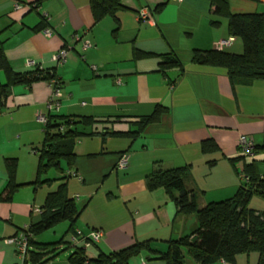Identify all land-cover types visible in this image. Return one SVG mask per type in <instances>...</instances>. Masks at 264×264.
Masks as SVG:
<instances>
[{"label": "crops", "instance_id": "obj_1", "mask_svg": "<svg viewBox=\"0 0 264 264\" xmlns=\"http://www.w3.org/2000/svg\"><path fill=\"white\" fill-rule=\"evenodd\" d=\"M165 1L122 0L125 8L115 17L95 23L91 0H0V48L12 69L55 68L62 84L60 106L52 112L48 102L54 87L49 82L13 86L0 112V197L8 185L7 159L17 160L16 181L24 185L11 201L0 199V264H17L16 248L7 240L37 222L40 214L34 210L57 190L27 185L36 181L45 139L39 113L99 121L78 126L97 133L77 141L73 166L63 163L62 173L71 175L59 184L67 183L68 196L81 210L74 225L68 223L67 235L103 234L90 257L146 241L166 252L168 241L194 230L196 218L178 217L164 189L148 190L147 178L156 170L190 166L186 186L200 208L236 195L243 163L232 160L241 157L240 137L251 138L255 146L264 143V80L232 85L224 71L194 64L196 52L214 50L217 42L233 39L225 51L234 54H242L244 44L230 34L227 18L214 14L210 0H169L154 12ZM143 8L153 11L151 20H140ZM229 9L233 14L264 13V1L229 0ZM46 29L52 36L44 34ZM85 41L92 46L85 49ZM63 48L68 60L58 65L54 57ZM137 52L150 56L136 58ZM165 56L177 58L181 67L162 72ZM1 79L7 81L4 74ZM157 106L168 112L136 138L112 135L136 131L137 122ZM208 139L216 142L218 152H202ZM125 154L128 167L119 170ZM263 158L260 154L253 160L262 176ZM251 208L264 213V200L254 198ZM148 257L143 252L129 264H166ZM259 263L258 253L236 259V264ZM186 264L196 263L188 257Z\"/></svg>", "mask_w": 264, "mask_h": 264}, {"label": "trees", "instance_id": "obj_2", "mask_svg": "<svg viewBox=\"0 0 264 264\" xmlns=\"http://www.w3.org/2000/svg\"><path fill=\"white\" fill-rule=\"evenodd\" d=\"M169 0L162 3L154 12L164 8ZM214 7V14L226 17L230 34L240 39L244 44L242 54H234L223 50L196 52L193 63L220 69L226 73L232 85L247 84L255 80H264V13L233 14L229 9V0H210ZM259 2L260 0H249ZM91 8L95 23L108 16L115 17L116 13L125 7L122 0H91ZM218 24V23H214ZM136 58L147 57L150 54L137 52ZM162 72L168 69L181 67L180 61L172 56H165L160 63ZM4 74L6 82L1 75ZM59 82L55 68L42 69L36 67L23 73L15 72L9 60L0 48V112L6 108V101L15 85L31 86L37 82ZM168 112L167 108L157 106L154 111L138 122V129L130 133L115 132L112 135H128L136 138L151 124L158 123L162 116ZM99 123L92 117L60 116L50 113L45 124V139L40 150V159L36 181L27 184L40 186L50 183L51 180H42L44 174L56 169L65 172L62 167L66 163L72 167L76 157L74 148L77 141L87 134L78 129V126L90 127ZM219 147L213 139L202 143L204 154L215 153ZM254 154L264 156V143L254 146ZM242 156L232 160V164L243 163L240 172L242 184L236 195L228 200L210 203L203 208L197 204L196 196L187 189L186 180L191 175V167H178L167 170H156L147 178L149 191L164 189L175 202L178 217L196 218V227L190 235L167 242L168 250L158 252L152 249L151 241L136 243L133 246L109 254L100 253L97 257L87 255V244L68 243L74 248L69 256V264H129L131 258L143 252L149 254L150 261L160 260L166 264H186L191 258L196 264H214L224 261L236 264L239 255L258 253L260 263L264 264V213L251 208L254 198L264 200V175L258 169L256 161L247 162ZM264 164V158H263ZM212 165L215 162H211ZM8 185L0 197L3 201H11L15 193L24 185L16 181L17 160L7 159ZM71 175V174H70ZM67 173L63 179L70 177ZM37 222L23 233L29 242V252L26 264H50L49 254L55 251L59 243L44 244L34 241L35 237L55 228L63 222L72 225L80 216L81 210L74 199L67 194V183H63L55 192L48 194L45 204Z\"/></svg>", "mask_w": 264, "mask_h": 264}, {"label": "built area", "instance_id": "obj_3", "mask_svg": "<svg viewBox=\"0 0 264 264\" xmlns=\"http://www.w3.org/2000/svg\"><path fill=\"white\" fill-rule=\"evenodd\" d=\"M173 1H183V0H173ZM153 15H154L153 11L150 10L149 8H143L139 12V18L142 21L151 20L153 18ZM44 34L48 37L52 36V32L49 29H46L44 31ZM232 43H233V39L222 40V41L217 42L215 44V49L223 50L227 47H230L232 45ZM91 46H92V44L90 43V41L83 42V47L85 49L90 48ZM68 54H69L68 50L63 48L62 50H60L56 54V56L54 57V61H56V63L58 65L65 64L68 60ZM30 64H33V62H30ZM51 84L54 87V91H53L52 96L48 102V108H49L50 112L59 108L60 99L62 98L60 83L53 81ZM38 119L40 122H42L44 124H46V122H47V116L42 114V113L38 114ZM254 146H255L254 142L251 138H249L245 135L240 137V139H239V150H240L241 155L246 157V159L248 161H253L257 157V155L254 154V152H253ZM128 161H129V156L127 154L123 155L121 157L120 161L118 162L117 168L119 170L127 169ZM73 175H75V174H73ZM34 211L38 214H41L40 208H37ZM102 236H103V234L101 231H93L92 233L89 234V236H82V234L80 232H77L76 235L71 236V242L76 243L77 240H79L78 239V237H79L80 240L86 242L87 247H90L91 245L100 242ZM7 243L15 246L17 254L19 255L20 264H26L28 252H29V242H28V238H27L26 234L22 233L19 236L10 238L7 240Z\"/></svg>", "mask_w": 264, "mask_h": 264}, {"label": "rangeland", "instance_id": "obj_4", "mask_svg": "<svg viewBox=\"0 0 264 264\" xmlns=\"http://www.w3.org/2000/svg\"><path fill=\"white\" fill-rule=\"evenodd\" d=\"M63 166H64L63 168H65L64 164H63ZM63 176H64V174L61 171H58L56 169L50 170L47 174L43 175V179H50L51 182L43 184L41 186V188H43V190H48V191H50V190L53 191V190L58 189L59 184L63 181V179H62ZM257 199L255 198V200H257ZM259 200H261V199H259ZM68 223L69 222H63V223L59 224L58 226H56L55 228L44 232L43 234H41L37 238V240L40 243H44V244L59 243L61 240L64 239V242L61 244H58L55 251H52L49 254L50 264H69L68 259H69V256L73 253L74 248L68 243L69 239L71 237V234L67 235ZM192 232L193 231H191L189 233V235ZM95 249H96V247L94 244L92 245V247L90 249L88 248L86 250V251H88V256H92L95 253ZM17 264H20V259H19L18 254H17Z\"/></svg>", "mask_w": 264, "mask_h": 264}]
</instances>
